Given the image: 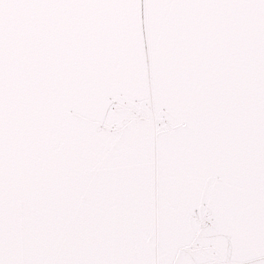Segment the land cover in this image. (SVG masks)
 Returning <instances> with one entry per match:
<instances>
[{
	"label": "snow or ice",
	"instance_id": "snow-or-ice-1",
	"mask_svg": "<svg viewBox=\"0 0 264 264\" xmlns=\"http://www.w3.org/2000/svg\"><path fill=\"white\" fill-rule=\"evenodd\" d=\"M0 264H264V0H0Z\"/></svg>",
	"mask_w": 264,
	"mask_h": 264
}]
</instances>
